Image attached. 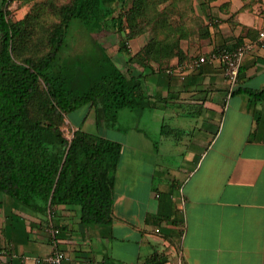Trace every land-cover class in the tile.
I'll list each match as a JSON object with an SVG mask.
<instances>
[{
	"label": "crops",
	"instance_id": "0c3cea01",
	"mask_svg": "<svg viewBox=\"0 0 264 264\" xmlns=\"http://www.w3.org/2000/svg\"><path fill=\"white\" fill-rule=\"evenodd\" d=\"M192 14L191 39L167 65L128 63L131 40H116L129 104L67 117L72 131L121 144L113 221L85 224L78 204L41 211L4 194L0 264H39L57 250L63 264H264V99L253 94L264 90V0H215ZM244 44L235 84L217 59L192 63Z\"/></svg>",
	"mask_w": 264,
	"mask_h": 264
},
{
	"label": "trees",
	"instance_id": "16d2710c",
	"mask_svg": "<svg viewBox=\"0 0 264 264\" xmlns=\"http://www.w3.org/2000/svg\"><path fill=\"white\" fill-rule=\"evenodd\" d=\"M15 1L31 0L10 3ZM45 1L36 6L32 17L11 19L8 13H15L14 9L0 10V208L4 194L41 211L78 204L83 223L109 224L114 219L121 144L82 129L68 137L63 126L69 125V112L86 104H100L105 112L129 104L131 69L117 67L106 52L104 62L89 72L96 79L83 86L79 73L63 64L62 54L69 46L71 25L80 21L92 32L125 31L127 40L150 29L149 41L128 63L146 66L147 60H157L167 65L181 53L167 42L172 27L164 17L166 8L159 6L168 0H68L60 5ZM213 1L202 0L201 5ZM51 8L57 20L41 28L44 37H37L35 25L29 22L43 21ZM161 28L166 29L163 37H159ZM253 94L256 100L264 99V90ZM157 258L156 254L151 260Z\"/></svg>",
	"mask_w": 264,
	"mask_h": 264
},
{
	"label": "rangeland",
	"instance_id": "374dc122",
	"mask_svg": "<svg viewBox=\"0 0 264 264\" xmlns=\"http://www.w3.org/2000/svg\"><path fill=\"white\" fill-rule=\"evenodd\" d=\"M52 1L54 5H60L61 3L66 2L68 0ZM201 1L202 0H168L167 2L159 6L160 9L166 8L164 10V17L167 22L171 24L172 27V29L170 30L171 38L168 39L167 42L173 44L176 49H180L181 51H183L181 43L185 40L191 39L192 29L189 24H191L192 20H195L192 13H195V11L201 7ZM45 2V0H31L28 3L23 4L21 2L19 4L18 1H15L7 7L6 3L2 4V0H0V10L1 8L9 10V7L14 9L15 13H12L11 10L8 13L9 18L11 19H15L16 15L18 17L31 15L30 17H32L33 12L36 11V6L43 5ZM48 10L49 7L46 9V12H48ZM54 20H57V18L54 9L51 8L50 13L46 15V18L43 19V21L38 22L37 20H35L29 23L31 25H35L34 29L35 33L37 34V37L39 34H43L44 37L45 30H42L41 28L43 26L45 27L46 25L48 26ZM31 25H29V28L32 32L33 26ZM144 27H146V24L144 25ZM165 32L166 29L161 28L159 32V37H163L165 35ZM110 34L111 31L107 30L95 32V37H103L107 38L108 40H105L104 46H100L94 41L93 32L90 31L87 27H85L80 21H75L70 27L69 35L67 38V42L70 44V46L65 47L62 54L63 64L66 65V67L72 70L73 72L79 73L84 77L88 75L89 72L92 71V69L98 68L101 62H104L103 57L105 56L106 52H108L107 54H111L115 61L120 60V51L117 50L116 43L118 39H121L124 42L127 41V38L125 37L126 32H118V35L117 33H115L112 36ZM151 34L152 32L150 31V29H148V31L144 34L133 38L134 40L136 39L139 41L138 45H135V42H132V39H130L131 45L127 44L128 51L126 50V53L124 52L126 58L125 56H123V58L127 59L130 56H133V54H131L132 51H139L144 46L142 45V43H144L146 39H149L151 37ZM130 40L128 41L130 42ZM177 43L179 44V46L177 45ZM83 114L84 110L77 109L69 112L67 117L70 120H77V118H83ZM63 129L66 135L70 137L72 134V128L69 125H65L63 126Z\"/></svg>",
	"mask_w": 264,
	"mask_h": 264
},
{
	"label": "built area",
	"instance_id": "2783aa9c",
	"mask_svg": "<svg viewBox=\"0 0 264 264\" xmlns=\"http://www.w3.org/2000/svg\"><path fill=\"white\" fill-rule=\"evenodd\" d=\"M11 0H7V4L10 3ZM260 36H264V31L260 33ZM261 43H264L261 41ZM252 48L251 44L239 45L234 49L221 48L219 50L213 51L209 57L202 55L196 61H193V65H199L202 62H205L208 58L219 60L225 67V74L228 80L235 84L239 80L240 68L242 64V60L245 54ZM55 232H58L56 229ZM3 251L0 250V253ZM66 259V254L57 250L52 252L48 256L44 258L38 259L39 264H63V261Z\"/></svg>",
	"mask_w": 264,
	"mask_h": 264
}]
</instances>
